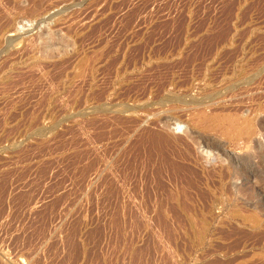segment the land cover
Returning a JSON list of instances; mask_svg holds the SVG:
<instances>
[{
	"label": "rangeland",
	"instance_id": "rangeland-1",
	"mask_svg": "<svg viewBox=\"0 0 264 264\" xmlns=\"http://www.w3.org/2000/svg\"><path fill=\"white\" fill-rule=\"evenodd\" d=\"M0 264H264V0H0Z\"/></svg>",
	"mask_w": 264,
	"mask_h": 264
},
{
	"label": "bare ground",
	"instance_id": "bare-ground-1",
	"mask_svg": "<svg viewBox=\"0 0 264 264\" xmlns=\"http://www.w3.org/2000/svg\"><path fill=\"white\" fill-rule=\"evenodd\" d=\"M37 12V11H36ZM25 14V13H24ZM29 14V13H28ZM32 14V13H31ZM33 15V14H32ZM131 65V64H130ZM174 100V99H173ZM190 101V100H189ZM197 104V103H196ZM202 104V103H201ZM206 104V103H205ZM199 106V105H198ZM209 106H204L203 105V107H201V109H200V113H201V118H203L204 119V121L205 122H208V121H210V120H212L213 118H215V116H208V114H206V109L208 108ZM210 108V107H209ZM211 110V109H210ZM212 112V111H211ZM154 113V112H153ZM213 113V112H212ZM199 114V113H198ZM227 114V113H226ZM212 115H214V114H212ZM215 115H217V114H215ZM240 115V114H239ZM239 115H236V114H230V115H226L225 116V123H226V126L228 127V129L229 128H233V130H235V129H237V128H243L246 132H248L249 134L251 133V131H252V124H251V121H250V119H248V118H243L241 115V117L239 116ZM223 120V121H224ZM254 121V120H253ZM204 122V123H205ZM226 128V127H225ZM242 129V130H243ZM226 130V129H225ZM224 130V131H225ZM230 130H232V129H230ZM229 130V131H230ZM165 131V130H164ZM223 131V130H222ZM228 131V132H229ZM227 132V131H226ZM167 133V132H166ZM247 133V134H248ZM163 134H164V132H163ZM246 134V135H247ZM252 134H253V132H252ZM159 135V134H158ZM161 135V134H160ZM160 135H159V137H160ZM245 136V135H244ZM251 137V136H250ZM158 138V137H157ZM157 138H155L156 140H157ZM162 138H163V135H162ZM247 138V137H246ZM144 139V138H143ZM142 139V140H143ZM153 139V138H152ZM152 139H150L151 140V142H152ZM155 139H153V141L155 140ZM159 140H157V141H164V139H166L165 137H164V139L162 140L161 138H158ZM167 140H170V139H166V141ZM248 140H249V138H248ZM141 141V140H140ZM144 141H146L147 142V140H144ZM160 141V142H161ZM160 142H158V143H160ZM148 143V142H147ZM154 143V142H153ZM164 143H171V140H170V142L168 141V142H163V144ZM143 144V143H142ZM150 144V143H149ZM147 145V146H145L144 148H143V153H141L142 155H139V157L141 156L142 157V159H145V161H147V162H149V164H150V162H151V160H152V158H154L155 160H157V161H159V162H165V161H168L167 160V158H165V156H166V154L167 153H169V150L168 149H166V145H162V143H161V145L160 144H157V143H154V144H151V145ZM168 144V145H169ZM168 145H167V147H168ZM171 147V146H170ZM141 148V147H140ZM142 149V148H141ZM181 151V150H180ZM139 153V152H138ZM176 152H174L173 154H175ZM133 155V154H132ZM138 155V154H137ZM136 155V156H137ZM176 156V155H175ZM134 157H135V155H134ZM167 157H169V156H167ZM188 157V156H187ZM164 158L166 159L165 161H163L164 160ZM168 159H171V158H168ZM128 160V159H127ZM129 160H131V159H129ZM139 159H137V161H138ZM140 161V160H139ZM157 161H155V162H157ZM152 162H154V161H152ZM169 162V161H168ZM168 162H167V164H168ZM161 163V164H162ZM166 163V162H165ZM165 163H163V164H165ZM137 164H139V162L137 163ZM136 164V165H137ZM145 164V163H144ZM160 164V165H161ZM174 164V163H173ZM128 165V164H127ZM139 166V165H138ZM145 166V165H144ZM169 166V165H168ZM184 166V165H183ZM154 167V166H153ZM161 167V166H160ZM178 167V166H177ZM179 167H180V165H179ZM182 167V166H181ZM131 168V167H130ZM145 168H147V167H145ZM156 168V167H155ZM184 168V167H183ZM182 168V169H183ZM131 169H133V168H131ZM134 169H137V168H134ZM159 169V168H158ZM169 169V168H168ZM181 169V168H180ZM161 170H162V168H161ZM138 171V170H137ZM159 171H160V169H159ZM165 171H166V169H165ZM148 172H149V170H148ZM187 172V171H186ZM190 172V171H189ZM159 173V172H158ZM163 173V172H162ZM175 173H176V171H175ZM130 174H131V172H130ZM149 174H150V172H149ZM148 174V175H149ZM154 174H155V172H154ZM153 174V175H154ZM170 174V173H169ZM194 174V173H193ZM133 176H134V174H133ZM149 177V176H148ZM156 178H157V176H155ZM159 178V177H158ZM171 178V177H170ZM182 179H184V178H182ZM155 180H157V179H155ZM172 180V179H171ZM178 180V179H177ZM146 184H148V183H146ZM181 187V186H180ZM193 187V186H192ZM195 190V189H194ZM197 191V190H196ZM170 197V196H169ZM173 197V196H172ZM169 205H171V204H169ZM173 207V206H172ZM176 211V210H175ZM179 211V210H178ZM190 212L191 213H193L191 210H190ZM184 215V214H183ZM191 219V218H190Z\"/></svg>",
	"mask_w": 264,
	"mask_h": 264
}]
</instances>
